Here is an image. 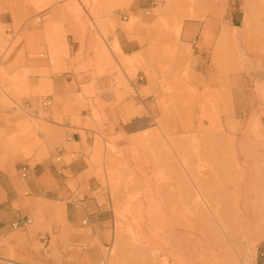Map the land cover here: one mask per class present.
I'll return each mask as SVG.
<instances>
[{
	"label": "rangeland",
	"instance_id": "obj_1",
	"mask_svg": "<svg viewBox=\"0 0 264 264\" xmlns=\"http://www.w3.org/2000/svg\"><path fill=\"white\" fill-rule=\"evenodd\" d=\"M38 1V4L25 3L26 6L34 7V16L48 8L42 4L45 0ZM51 1L53 5H56L60 0ZM73 1L75 6H79L76 0ZM261 1L264 0H256V2ZM10 2L15 6L20 0H11ZM81 2L87 7H93L96 4L94 0H81ZM222 2L223 0H214V2H209L207 6L221 5ZM247 2L248 0H237L242 12H237L234 22L229 21L228 15H225V13H218V15L198 13L196 8L198 5H204L203 0H172V4L176 8L175 14L166 17L162 10L160 13H155L154 16L157 18L152 20H156L157 24L161 23L158 27L161 35L159 38L164 44L163 51L167 53L155 58L154 63L158 67L157 71L153 70L146 74V77L143 75L145 78L142 85L149 81L151 89L149 93L145 94H142L143 89L139 90L140 95L142 94V100L135 98L134 90L131 89L127 78L122 74L114 78L115 82L112 83L110 89H100L104 85L102 83L103 77L108 73H112V69H99L92 77L93 79H89L93 81L91 85H88L86 77L76 79V85L80 86L81 93L78 94V89H72L75 92L73 94L74 100L73 102L64 103L67 108L65 116L71 119L72 125L78 127V130L85 129L93 136V141L90 143L92 147L85 150V155L88 154V164L93 165L94 170L88 172L86 180L80 178L77 185H70L69 189L73 194L72 197L67 201L68 203L60 204V208L64 209L63 216L58 215L59 211L57 210L52 223H48L46 222L47 217L42 214L40 215L41 222H38L40 225L34 223L25 230L14 231L13 235L7 240L0 239L1 256L8 257L11 256V252L21 250V247L13 242L18 238L22 239L23 243L21 245H24L23 248L28 250L27 254L22 257L26 264H101L105 259H114L116 255H119L120 250L118 249L120 248H118L117 240L120 242V238L124 233L127 236L129 235V225L130 228L135 229L132 219L136 210L130 206L134 199L132 196L136 192L145 193L153 187L152 184L155 182L154 154L156 150L154 147L155 143L160 141L159 136H161L155 122L163 117L159 112V100L165 102L168 97L164 94L167 95L172 89L184 92V79L185 81L191 79L187 67L191 68V66L197 65L204 73L211 69L214 48L219 42L223 30L228 26H235L237 28H232V32L235 30L241 31L240 28L244 26L246 12L245 8L242 9V6ZM5 3L6 0H0V15L5 11ZM261 8L264 10V6ZM185 9L188 10L187 13H184ZM93 15L98 16V14ZM203 17L207 18H205L204 24L212 22L215 26L212 25L211 28H213L208 30H197L191 39L190 45H184L186 24L196 20L204 22ZM261 17L264 26V12L261 13ZM146 20L148 18L143 17L135 21L141 24L142 21ZM3 29L0 23V52L3 51V45H6L8 41H5ZM205 32H207L208 37L206 40H202L203 43H199L201 35ZM135 38L136 40L140 39L141 48L144 49V35ZM95 40L97 41L95 43H101L102 46L97 45L94 53H104L105 56L110 57L101 40L97 37ZM195 40L197 41L196 45L192 43ZM236 41L245 42L252 49L259 47L260 50H264V45L259 44L262 40L255 39L253 34L247 37L240 36L239 40ZM20 42L21 38H18L8 52L7 58L16 50ZM210 43L214 44L213 48L209 47ZM255 45L257 46L254 47ZM185 47L188 50H184ZM111 48L113 52H118L116 46ZM232 51L234 61H224V66L219 67L220 79L218 82H220V89H230V85L233 88L236 87V89H231L235 121L238 124L245 125L246 132L253 137L256 148L264 154V112L257 111V109L252 110L250 107L251 94L263 91V86H258L252 76L254 69L259 68V65L253 64L250 68L245 61L246 65L243 63L250 71L247 68L245 71L242 70L240 67L241 61L235 60V57L239 56V49L233 46ZM38 54L35 58L39 57ZM197 55H199V58H196ZM193 57L199 60L195 62ZM144 63L147 62L141 59V64L137 66L135 64L136 69L132 67L133 62H124L125 68L129 70L130 80L143 77L138 76L137 71L145 69ZM18 65V63L13 65L12 70L17 68ZM54 65L56 66V62H54ZM113 67L114 65L110 68ZM56 72L58 74L62 73L57 68ZM41 73V69H35L28 75L29 78L25 73L20 75L9 74L7 79L18 88L13 93L11 92L12 99L17 100L20 104L24 101H36L39 104L43 101H49L48 97L53 95V91L45 88H49L51 84L48 85L47 80L30 81V76H37ZM31 83L35 85L30 86ZM73 85L75 86V84ZM115 85L118 87L114 88ZM188 90L200 94L205 89ZM110 93L117 97L115 104L107 103ZM243 94H246V101H243ZM157 95H160L161 98L158 99ZM55 102L59 103V100L56 99ZM60 104L63 105V102H60ZM145 105H147L149 112L146 110ZM0 106L7 111L15 108L1 89ZM16 111L18 116L28 118V115L22 110L16 109ZM41 117L46 120L50 119L51 116L49 111H44ZM53 119L57 123H63V116L58 112L53 116ZM32 120L37 128L40 121L34 119L29 121ZM130 123L135 125L130 127ZM31 133L32 130L28 128L26 134L30 136ZM25 137L24 134L23 138ZM11 144L14 148L13 153L4 154V160L6 162H21L23 166L30 165L33 167L37 163L48 160L49 157H52L47 150L48 148L55 154L54 162L60 169L78 159L77 157L62 158L61 162H57L60 157V153L57 151L63 147H68L65 141L48 143L28 137V140L23 141L22 144L19 143L18 138L12 141ZM110 149H112L110 152L115 162L108 168L104 156ZM37 150L44 151V153L41 156H35ZM76 150L80 149L77 148ZM147 168L150 169L151 173L146 171ZM127 173L130 175L125 176ZM120 179H124V181ZM88 181H90L91 189L87 184ZM250 184L254 186L255 190L260 187L259 181L254 178L251 179ZM73 218L79 224H71L70 220L72 221ZM85 221H87L86 226L83 224ZM263 242L264 240H261L256 247V251L251 253L247 260L248 264H256L258 252ZM123 259L124 262L120 264H136L137 255L128 251L124 254ZM8 264L14 263L10 262Z\"/></svg>",
	"mask_w": 264,
	"mask_h": 264
},
{
	"label": "bare ground",
	"instance_id": "obj_2",
	"mask_svg": "<svg viewBox=\"0 0 264 264\" xmlns=\"http://www.w3.org/2000/svg\"><path fill=\"white\" fill-rule=\"evenodd\" d=\"M42 4L53 5L51 0ZM262 6L264 1L248 0L241 31L223 30L214 48L203 92L172 89L164 94L168 97L165 102L159 100L163 117L155 122L161 133L154 147L155 182L145 193L136 192L132 196L130 206L136 210L132 219L135 229L129 225V235L124 233L120 242L117 240L119 255L101 264L123 263L128 251L137 255L136 264H248L249 256L264 240V154L256 148L245 125L235 121L232 90L210 89L215 77L219 80V67L224 66V61H234L235 46L239 49L235 60L241 61L242 70L250 71L245 61L250 68L253 64L259 65L252 76L258 86H263V91L251 94L250 107L264 112V50L236 41L240 36L253 34L264 45ZM155 33V38L148 39L150 45L145 50L151 63L167 53L163 51L159 29ZM6 39L3 53L11 49L12 39ZM210 44L213 48L214 44ZM7 76L2 70L0 88L12 97L18 88ZM145 93L149 92H142ZM246 100L243 94V101ZM145 108L149 112L147 105ZM110 151L104 156L108 168L115 162ZM146 171L151 173L149 168ZM252 178L259 181V189L250 184ZM58 211V215H64V209ZM13 242L21 250L11 252L8 257L0 255V264H26L22 257L28 250L21 245L22 239Z\"/></svg>",
	"mask_w": 264,
	"mask_h": 264
},
{
	"label": "crops",
	"instance_id": "obj_3",
	"mask_svg": "<svg viewBox=\"0 0 264 264\" xmlns=\"http://www.w3.org/2000/svg\"><path fill=\"white\" fill-rule=\"evenodd\" d=\"M10 1L6 0L5 11L0 15V23L4 28L2 32L4 38L12 39L10 48L18 38H21V42L9 58H7L8 52L0 53L2 56L0 73L3 70L8 75L25 73L28 76L35 69H41L42 73L30 76V81L47 80L48 85H51L45 89H51L53 95L48 97L51 103L48 107L43 106V103L48 100L40 104L36 101H24L20 104L7 95L5 96L14 104V110H3L0 106L1 240H7L13 235L16 230L13 229L12 224L20 220H30L32 224H39L41 222L40 215L43 214L47 217L46 222L52 223L55 213L61 207L60 204L68 203L67 201L73 195L69 189L70 185H77L80 178L86 180L88 172L94 170L93 165L88 164V154L85 155V150L92 147L90 143L93 141V136L85 129L78 130V127L72 125L71 119L65 116L67 108L64 103L74 100L75 92L72 89H78V94L81 93L80 86L76 85V79L86 77L88 85H91L93 81L89 79H93L92 77L99 69H112V73L103 77L104 85L100 89H110L112 83L115 82L114 78L122 74L127 78L131 89L134 90L135 98L142 100L139 90L150 92L151 89L149 81H146L145 85H142V81L144 82L146 74L158 70L154 63L155 59L151 63L150 57L148 58L145 51L150 45L149 40L155 38V32L161 25L152 19H156L154 14L160 13L161 10L166 17L176 13L172 0H169V4L168 0H99L93 7L83 5L81 0H76L79 6H75L73 0H60L56 5H52L34 16V7L25 5L28 1L20 0L15 6ZM211 1L214 2V0H203L204 5H198L197 12L200 14L225 13L228 15L229 21L234 20L237 12H242L237 0H223L221 5L207 6ZM245 6L246 4L242 6V9ZM168 8L169 12L165 11ZM187 12L188 10L185 9L184 13ZM93 14H98V16ZM143 17H147L148 20L142 21L141 24L136 23L135 20ZM38 18L41 21H38ZM203 21L196 20L186 24L184 45H190L197 30H208L215 26L212 22L204 24L206 20ZM232 28L236 27L228 26L226 29L231 31ZM206 33L201 35L199 43L206 40ZM141 35H144V49L141 48L140 39L136 40L135 38ZM96 37L101 40L110 57L105 56L104 53H94L97 45L102 46L101 43H95ZM192 43L196 45L197 41H192ZM112 46H116L118 52H113ZM184 50H188V48L185 47ZM37 54L39 57L35 58ZM196 58H199V55ZM141 59L147 63H144L145 69L137 71V74L145 77L130 80L129 70L125 68L124 62H133L132 67L137 69L136 66L141 64ZM198 60L193 57V61L197 62ZM54 62H56V66ZM16 63L19 65L12 70ZM113 65L114 67L110 68ZM56 68L62 73L58 74ZM187 69L191 79L187 81L184 79V89H206L204 83L207 72L204 73L197 65L191 66V68L187 67ZM31 84L30 86L35 85ZM117 87L115 85L114 88ZM210 89H220L217 77ZM230 89H236V87L233 88L230 85ZM109 95L107 103L115 104L117 97L113 93ZM56 99L59 100V103L55 102ZM60 102H63V105ZM16 109L26 113L29 119L18 116ZM44 111H49L50 119H42L41 114ZM56 112L62 114L63 123H57L53 119ZM30 119L40 121L37 128L33 120L29 121ZM28 128L32 130L30 136L26 134ZM24 134L25 138H23ZM28 137L48 143L65 141L68 147L57 151L60 153L57 162H61L62 158L77 157L78 159L60 169L55 165V154L48 148L52 157L33 167L23 166L21 162L16 161L6 162L3 156L13 153L12 141L18 138L19 143L22 144L23 141L28 140ZM77 148L80 150H76ZM43 153L44 151L37 150L35 156H41ZM24 168L28 169L26 178L23 177ZM87 184L91 189L90 181ZM70 223L79 224L75 218L70 220ZM83 224L86 226L87 221ZM256 264H264V242L260 246Z\"/></svg>",
	"mask_w": 264,
	"mask_h": 264
},
{
	"label": "built area",
	"instance_id": "obj_4",
	"mask_svg": "<svg viewBox=\"0 0 264 264\" xmlns=\"http://www.w3.org/2000/svg\"><path fill=\"white\" fill-rule=\"evenodd\" d=\"M2 63V56L0 54V65ZM51 103L49 101L47 102H44L43 103V106L44 107H48L50 106ZM27 172H28V169L27 168H24V171H23V177L26 178L27 176ZM32 224V221L30 220H20V221H17L15 223L12 224V227L14 230L18 231V230H25L26 228H28L30 225ZM104 264V263H102Z\"/></svg>",
	"mask_w": 264,
	"mask_h": 264
}]
</instances>
